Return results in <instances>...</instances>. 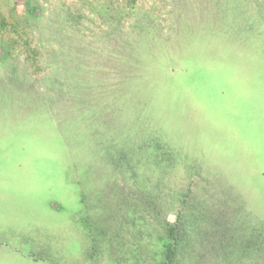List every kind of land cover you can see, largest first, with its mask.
<instances>
[{
    "label": "rangeland",
    "instance_id": "374dc122",
    "mask_svg": "<svg viewBox=\"0 0 264 264\" xmlns=\"http://www.w3.org/2000/svg\"><path fill=\"white\" fill-rule=\"evenodd\" d=\"M0 264H264V0H0Z\"/></svg>",
    "mask_w": 264,
    "mask_h": 264
},
{
    "label": "crops",
    "instance_id": "0c3cea01",
    "mask_svg": "<svg viewBox=\"0 0 264 264\" xmlns=\"http://www.w3.org/2000/svg\"><path fill=\"white\" fill-rule=\"evenodd\" d=\"M248 215H249V217H250V214H249V211H248ZM243 223H245L244 221H243ZM247 225H243V229H258V230H260L261 228H259L258 227V223H257V225L256 226H251V223H250V221H248L247 223H246Z\"/></svg>",
    "mask_w": 264,
    "mask_h": 264
}]
</instances>
